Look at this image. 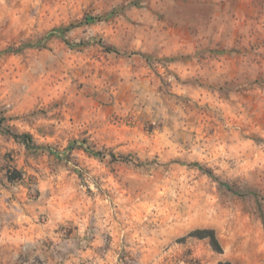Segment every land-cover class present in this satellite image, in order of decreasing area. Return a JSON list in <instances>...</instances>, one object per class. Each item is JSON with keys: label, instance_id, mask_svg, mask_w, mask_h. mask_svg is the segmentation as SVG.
<instances>
[{"label": "rangeland", "instance_id": "obj_1", "mask_svg": "<svg viewBox=\"0 0 264 264\" xmlns=\"http://www.w3.org/2000/svg\"><path fill=\"white\" fill-rule=\"evenodd\" d=\"M254 1L232 45L188 52L169 0H0V117L40 146L0 128V264H264ZM198 54L228 72L179 67ZM203 227L222 252L181 239Z\"/></svg>", "mask_w": 264, "mask_h": 264}, {"label": "crops", "instance_id": "obj_2", "mask_svg": "<svg viewBox=\"0 0 264 264\" xmlns=\"http://www.w3.org/2000/svg\"><path fill=\"white\" fill-rule=\"evenodd\" d=\"M254 10L253 14H256L258 6L254 0H169L167 18L171 19V23L176 22L182 32L186 47L184 51L192 52L195 45L200 43L201 48L232 45L234 39L246 31L243 20ZM198 57L200 60L194 66L183 61L179 67H188L189 72L210 70L220 74L219 78L228 72L227 63L221 64L212 58L208 60L200 54Z\"/></svg>", "mask_w": 264, "mask_h": 264}, {"label": "trees", "instance_id": "obj_3", "mask_svg": "<svg viewBox=\"0 0 264 264\" xmlns=\"http://www.w3.org/2000/svg\"><path fill=\"white\" fill-rule=\"evenodd\" d=\"M108 50H113L111 47L106 46ZM0 128L1 131L12 137L15 141H18L20 143H22L27 149H35L37 147H40L38 144H36L34 142L33 136L31 133L29 132H18L13 130L9 125L4 124V118L0 117ZM97 154H101V151L98 150L96 151ZM112 158L115 157L114 154H111ZM126 158V157H124ZM195 165H199L197 164V162L195 163ZM7 179L10 182L16 181L18 179L22 178V173L19 170L13 169V170H7ZM204 171L208 172L212 177L213 174L211 173V171L207 168H204ZM224 186H226L227 188H229L230 186L228 184H226L225 182H221ZM260 217H261V221L264 227V212L261 211L260 212ZM186 237H195L198 239H207L209 245L211 246V248L216 251V252H222L223 248L219 242L218 237L216 236V232L214 230V228L211 227H203V228H195L190 230L185 236H183L181 239H185ZM219 264H232L229 261H220Z\"/></svg>", "mask_w": 264, "mask_h": 264}]
</instances>
